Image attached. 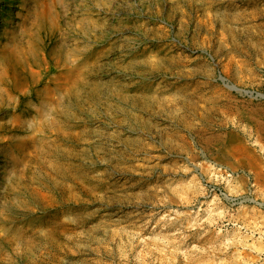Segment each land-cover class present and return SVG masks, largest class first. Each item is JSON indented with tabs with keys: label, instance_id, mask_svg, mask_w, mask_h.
<instances>
[{
	"label": "rangeland",
	"instance_id": "1",
	"mask_svg": "<svg viewBox=\"0 0 264 264\" xmlns=\"http://www.w3.org/2000/svg\"><path fill=\"white\" fill-rule=\"evenodd\" d=\"M0 264H264V0H0Z\"/></svg>",
	"mask_w": 264,
	"mask_h": 264
},
{
	"label": "bare ground",
	"instance_id": "2",
	"mask_svg": "<svg viewBox=\"0 0 264 264\" xmlns=\"http://www.w3.org/2000/svg\"><path fill=\"white\" fill-rule=\"evenodd\" d=\"M222 79H223L224 81L227 80L226 77H224V76H222ZM227 85H228L229 88H231V89H236V90L242 91V89H240L239 87H237L235 84H227Z\"/></svg>",
	"mask_w": 264,
	"mask_h": 264
}]
</instances>
